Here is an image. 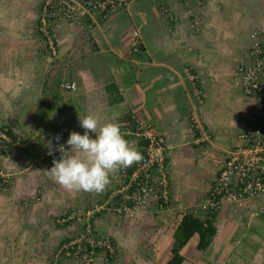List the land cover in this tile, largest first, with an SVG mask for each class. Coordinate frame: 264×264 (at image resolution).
<instances>
[{"label": "crops", "instance_id": "obj_1", "mask_svg": "<svg viewBox=\"0 0 264 264\" xmlns=\"http://www.w3.org/2000/svg\"><path fill=\"white\" fill-rule=\"evenodd\" d=\"M238 3H241L240 7H237ZM204 6L205 23L201 22L196 30L191 22L192 12H198ZM99 18L105 23L100 32L92 31L96 46L80 54L78 59L83 68L77 80H70L76 83V87L74 90L60 89L63 100L79 111L81 117L99 114L101 124H117L131 117L151 122L166 140L167 161L171 169L169 192L177 206L171 208L172 204L162 214L170 216L173 210L183 208L182 213L177 212L181 218L186 211H193L185 209L190 204L199 203L204 194L205 200L213 182L209 185L204 179L209 172L207 168L214 156L213 144L216 142L205 148L199 146L198 140L205 139L199 135L202 131L199 117L211 126V118L206 112L211 111L210 105L217 100L222 87L226 88L225 59L236 51L237 67L246 57L251 32L261 29L264 33V0H207L201 5L195 0H137ZM130 25L132 30H129ZM242 25L247 26L245 34H242ZM134 31H137L136 36ZM133 42L139 45L137 52H131ZM44 79L33 95H37V107L42 98ZM109 82L117 85L123 98L113 105L105 103L107 94L100 90ZM123 104L125 106L120 111H106ZM70 115L66 113L63 118ZM58 118H62L59 113L53 122ZM47 125L51 124H34L38 129L37 155L41 148H48L44 145V136L39 135ZM78 127L69 129V133L61 136L58 142L55 140V144L66 142L72 132L82 134L84 129L80 122ZM127 141L140 150L134 139ZM53 160L47 161L51 163ZM198 173L202 176L199 177ZM180 180L182 187L179 186ZM49 189L47 185L46 190ZM88 193L82 191L85 199ZM181 195L186 196L181 199ZM215 227L216 234L207 250L196 249L203 252L204 259L195 256L193 264H264V197L222 204L216 211ZM110 236L118 245L117 239ZM193 237L198 240L197 235ZM96 264L104 263L97 261Z\"/></svg>", "mask_w": 264, "mask_h": 264}, {"label": "rangeland", "instance_id": "obj_2", "mask_svg": "<svg viewBox=\"0 0 264 264\" xmlns=\"http://www.w3.org/2000/svg\"><path fill=\"white\" fill-rule=\"evenodd\" d=\"M40 1L0 0V128L7 127L10 130L12 124V131L19 143H26L22 147L19 144L12 147L0 144L4 146L0 147V170L7 175L6 182L0 176V264H51L55 247L84 226L86 209L104 203L108 197V186L101 193L89 192L85 199L82 191H69L55 184L56 181L48 173L53 166V161H47L48 148H41L37 155L39 142H35L38 129L34 126L37 95L33 97L42 79L58 76V71L61 72L62 81L77 80L83 68L78 58L82 52L96 46L92 31L100 32L105 22L95 15H79L75 21H61L59 27L46 37L40 34ZM195 2L201 5L207 0ZM240 6L241 3H238L237 7ZM192 13L191 22L197 30L201 22L205 23L206 7ZM129 30H132L131 25ZM246 32L247 26L242 25V34ZM236 53L234 51L232 57L225 59L226 88L222 87L220 95L216 96L217 100L210 105L211 111L206 112L207 117L211 118V126L199 117L202 131L198 133L200 137H205L204 140H198L199 146L204 145L205 148L209 143L216 142L213 144L215 150L211 165L207 168L209 172L204 179L209 185L223 166L228 151L234 147L236 136L251 132L258 124L253 114L255 100L245 97L237 84ZM124 106L118 105L106 111H120ZM213 114L220 118H214ZM78 115L79 111L75 109L74 115L58 118L53 124L47 125L44 132L40 131L39 135L45 139V147L51 141L54 149L64 145L65 150H70L66 142L62 141L58 145L55 140L57 136L68 134L69 129L79 128ZM227 144L230 146L227 147ZM56 152L60 154V159L62 153L59 150ZM47 185L50 186L49 190H46ZM182 185L180 180L179 186ZM204 195L199 198V203L190 204L185 210H193L195 215L203 216ZM185 196L181 195V199ZM169 198L163 213L175 202L171 193ZM174 204L171 208L177 207ZM181 209L165 216L152 202L139 215L123 217L100 214L92 223L100 232L117 239L119 251L114 264H165L170 256L171 232L180 218V214H177L183 212ZM64 211L69 214L77 212L78 216L60 225L56 219ZM196 240L193 237L183 248L185 260L182 264H193L195 256L204 259L203 252L196 250Z\"/></svg>", "mask_w": 264, "mask_h": 264}, {"label": "built area", "instance_id": "obj_3", "mask_svg": "<svg viewBox=\"0 0 264 264\" xmlns=\"http://www.w3.org/2000/svg\"><path fill=\"white\" fill-rule=\"evenodd\" d=\"M135 1L137 0H41L38 14L40 31L42 35L49 37L61 21H75L79 15L84 14L105 18ZM166 14L172 17L168 12ZM133 35L136 36L137 31ZM138 50L137 42H133L131 52ZM235 74L241 93L256 102L253 114L258 124L251 132L236 136L234 147L228 151L223 166L207 192L203 204L204 214L216 212L224 203H241L264 197V33L261 29L252 31L246 57L237 65ZM194 84L198 86L197 82ZM60 87L63 90H74L76 83L62 81ZM117 125L126 140L134 139L143 160L111 174L107 199L104 203L86 209L84 226L55 247L51 264L113 262L118 246L109 234L95 229L91 220L100 214L132 217L152 202L162 211L169 202L171 169L167 161L164 135L151 122L134 117L124 119ZM8 131L7 127L0 128V143L25 146L26 143L14 141ZM0 176L6 182L7 175L1 170ZM77 216V212L69 214L64 211L56 222L62 225Z\"/></svg>", "mask_w": 264, "mask_h": 264}, {"label": "clouds", "instance_id": "obj_4", "mask_svg": "<svg viewBox=\"0 0 264 264\" xmlns=\"http://www.w3.org/2000/svg\"><path fill=\"white\" fill-rule=\"evenodd\" d=\"M79 119L84 132L70 133L66 141L70 150L64 145L54 149L52 142H47L49 155L56 150L62 153L60 159L53 160L48 173L66 190L101 193L110 184L113 172L138 164L143 155L130 145L116 123L101 124L99 114ZM59 139L57 136V142Z\"/></svg>", "mask_w": 264, "mask_h": 264}, {"label": "trees", "instance_id": "obj_5", "mask_svg": "<svg viewBox=\"0 0 264 264\" xmlns=\"http://www.w3.org/2000/svg\"><path fill=\"white\" fill-rule=\"evenodd\" d=\"M57 74L58 76H47L43 81L42 98L37 107L36 115L34 116V120L37 124H45L47 122L53 124V119L57 113H59L62 118L66 113L75 114L74 107L69 106L63 100L60 90V83L63 79H61L62 76L60 71H58ZM100 90H104V93L107 94L104 99L107 105H113L123 100L117 85L113 82H109ZM12 127L13 125L11 124V129L8 131V134L14 141H18L19 139H17V136L13 133ZM0 144L4 146H13L6 142H1ZM3 145L0 147H4ZM59 157L60 154L56 152L53 155H49L47 159L53 160ZM215 218L216 212L206 214L204 217H199L195 215L193 211H186L173 228L170 257L165 264H182L185 258L181 251L193 236L197 235L198 237L196 249L199 251L207 250L216 234ZM90 223L95 228L92 220Z\"/></svg>", "mask_w": 264, "mask_h": 264}]
</instances>
